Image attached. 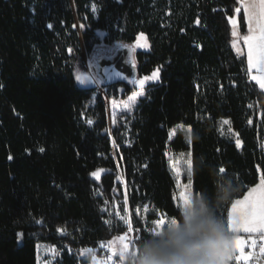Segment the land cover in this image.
Listing matches in <instances>:
<instances>
[{
	"label": "trees",
	"instance_id": "16d2710c",
	"mask_svg": "<svg viewBox=\"0 0 264 264\" xmlns=\"http://www.w3.org/2000/svg\"><path fill=\"white\" fill-rule=\"evenodd\" d=\"M237 6V0H0V264H37L38 245L56 251L54 264H90L100 243L127 234L123 222L103 212L122 199L117 168L136 246L149 233L139 209L147 206L149 222L178 213L168 151L191 154L193 195L213 191L208 166L235 177L239 192L220 209L227 220L232 203L264 175V93L231 46ZM76 20L88 54L101 44L98 31L108 47L133 46L140 34L149 42L135 58L140 77L157 79L145 86L128 128H114L111 137L103 100L86 110L94 89L75 84ZM238 22L245 34L243 13ZM108 89L119 97L135 90ZM222 120L241 148L221 133ZM177 126L189 130L190 143L182 134L169 142ZM94 172H103L98 182Z\"/></svg>",
	"mask_w": 264,
	"mask_h": 264
},
{
	"label": "rangeland",
	"instance_id": "374dc122",
	"mask_svg": "<svg viewBox=\"0 0 264 264\" xmlns=\"http://www.w3.org/2000/svg\"><path fill=\"white\" fill-rule=\"evenodd\" d=\"M237 3H238L237 9L239 8L240 11L237 12V9H236L234 16L229 19V23L231 26V37H232L231 46H232L233 51L238 57H244L246 59L247 74H248L249 80L255 85H257V87L264 93V88H262L261 84L257 83V80L253 78L259 75V73L257 72V69L255 67L249 68V64H248V56H247L248 49H247V44L244 41V37L249 35V24H248L247 16L245 15V12H244V7H243L244 0H237ZM97 10L98 9L95 6H91L90 8V12L93 14L94 18L97 17ZM240 13H243L244 18H245V24L247 28L245 34H241L240 29H239L238 16ZM233 21H235L236 23L233 24ZM83 29H84L83 26L76 20L74 30L77 32L80 38V42H81V34L83 32ZM233 32H235L236 35H233ZM97 36L100 38L101 44L95 48L92 54H88L86 50L84 49L83 43L82 42L80 43L81 64L79 63L74 66L73 76H74L75 84L77 87L94 89L90 100L86 104V110L91 109L94 106L95 100L98 97L101 98L103 102L105 103L106 114H107V119H108V133H109V136L111 137L112 131L114 128H117V127L128 128V125L126 124V122L133 117V114L140 100L145 97V92H146L145 86L153 81H156L157 76L156 75L155 76L153 75L150 77H140L139 76L137 82L133 86L135 90L126 97H119L118 95H116V93L114 95L112 94L110 95L108 93L109 89L101 87L99 81L94 75V71L92 68V61H93L92 56L94 57V61H97L99 59L98 50L104 51L108 47L103 42L104 39L106 38V34L98 31ZM133 47L135 49V52L148 51L149 42L144 35L140 34L137 36L136 42L133 45ZM141 80L145 81L143 85L140 84ZM223 121L225 120L220 121V124H219V129L221 133L224 136H227L230 139H232L235 145L238 148H241L242 147L241 141L238 139L237 135L231 129H229L230 128L229 123L224 124ZM86 124L88 126H92L93 123L89 120L87 121ZM124 134H125V145H128L129 137L126 132ZM178 134L184 135L187 139V142L190 143L189 142L190 140L189 130L182 126H177L173 130L170 131L169 142L172 141L174 137H176V135ZM237 141H239V146L237 144ZM263 143H264V140H263ZM116 149L117 148L113 146L112 156L115 159V161H116V156H115ZM188 154L189 153L176 154L170 151L166 153L168 167H169V170L172 174V177L176 185L175 202H176L177 207L179 204V201H178L179 192L182 190V188L185 185H188L189 183L191 184V175L189 176L188 171H187V160L189 159ZM173 164H175V166L180 169L179 183H178L176 172L173 170ZM102 174L103 172H99L98 178L93 175L91 176V178L95 180L96 182H98ZM117 174H118V182L121 185L120 192L122 195V199L117 200L116 198H113L112 201L108 203L107 206L103 209V212H105V214H108V216L116 218L117 220H120L121 222H123L120 219V216H124L130 219H131V216H130V210H129V205H128L127 189H126L125 181L122 177V174L119 168H117ZM246 195H244L242 198H239L237 200H243ZM231 208H232V205L229 211H231ZM125 209H127V212H125ZM117 213H119V215H117ZM148 214H149V210L147 206H143L141 209H139V211H137V216L140 219L142 225L146 226L147 231L151 232L150 229L151 227H153V222H149L147 220ZM160 217L161 216L158 215L157 220ZM123 225L128 230V226L124 222H123ZM132 231H133V228H132ZM132 231L131 232L128 231L127 234H124L122 236L125 237L126 241H131L132 247L134 248L135 245H134V239H132ZM237 235L240 237L242 241H244L242 245L243 256L240 260L232 261L231 264H264V251H262V249H264V238H261L258 233L241 232V233H238ZM254 236H258L261 239V241L263 242V246L250 247V248L246 246V239H250ZM119 237L113 238L111 240L114 242L111 246L109 245L110 241L108 243L107 242L100 243L95 252V255H93V257L91 258L90 264H102L101 257L104 255L110 256L113 260V264H120V260L118 256L114 255V252L117 251L119 248V244H120ZM36 250H37V264H54L55 263L57 259V253L53 248L49 246H45V245H38L36 247Z\"/></svg>",
	"mask_w": 264,
	"mask_h": 264
},
{
	"label": "clouds",
	"instance_id": "9594fccd",
	"mask_svg": "<svg viewBox=\"0 0 264 264\" xmlns=\"http://www.w3.org/2000/svg\"><path fill=\"white\" fill-rule=\"evenodd\" d=\"M213 191L194 194L162 228L144 235L120 264H231L235 233L220 209L239 192L231 173L208 166Z\"/></svg>",
	"mask_w": 264,
	"mask_h": 264
},
{
	"label": "snow or ice",
	"instance_id": "6c2138e0",
	"mask_svg": "<svg viewBox=\"0 0 264 264\" xmlns=\"http://www.w3.org/2000/svg\"><path fill=\"white\" fill-rule=\"evenodd\" d=\"M243 7L249 24V35L244 37L248 49L249 68L255 67L257 69L259 75L253 78L264 88V0H244ZM239 11L240 9L238 8L237 12ZM235 23L233 21V24ZM233 35H236V33L233 32ZM153 75L155 76V73ZM144 82V80H141L140 84L143 85ZM223 123L228 124L229 121L225 120ZM237 144L239 146V141H237ZM188 155L187 171L190 176L192 161L190 158L191 154L189 153ZM173 170L176 172L179 183L180 169L173 164ZM220 171L223 172L224 169L221 168ZM92 175L97 178L99 177L98 172H94ZM192 196L191 184L189 183L179 192L178 207L182 208L189 202ZM125 212H127V209H125ZM168 218L166 214H161L158 220L153 221V227H151L150 231L156 232L160 230ZM120 219L128 226V231L131 232V219L124 216H120ZM227 224L229 230L235 233L234 254L231 257L232 262L240 260L243 256L242 245L244 241L240 239L237 235L238 233H258L261 238H264V175L261 176L260 183L252 188L243 200H236L232 203L231 211L227 215ZM119 241V248L114 252V255L118 256L121 261L126 253L132 251L133 247L131 241H126L124 236L119 237ZM113 243V241H110L109 245L111 246ZM253 243L255 242L253 241Z\"/></svg>",
	"mask_w": 264,
	"mask_h": 264
},
{
	"label": "water",
	"instance_id": "95a60500",
	"mask_svg": "<svg viewBox=\"0 0 264 264\" xmlns=\"http://www.w3.org/2000/svg\"><path fill=\"white\" fill-rule=\"evenodd\" d=\"M98 54L97 61H94L92 56V68L102 88L135 85L139 78V70L132 45L114 43L104 51L98 50ZM90 254L91 252H88V255Z\"/></svg>",
	"mask_w": 264,
	"mask_h": 264
},
{
	"label": "built area",
	"instance_id": "2783aa9c",
	"mask_svg": "<svg viewBox=\"0 0 264 264\" xmlns=\"http://www.w3.org/2000/svg\"><path fill=\"white\" fill-rule=\"evenodd\" d=\"M253 241L255 243H253ZM246 246L247 247H261L263 246V242L261 241V239L258 236H254L250 239H246ZM101 263L102 264H113V260L110 256L108 255H104L101 257Z\"/></svg>",
	"mask_w": 264,
	"mask_h": 264
},
{
	"label": "crops",
	"instance_id": "0c3cea01",
	"mask_svg": "<svg viewBox=\"0 0 264 264\" xmlns=\"http://www.w3.org/2000/svg\"><path fill=\"white\" fill-rule=\"evenodd\" d=\"M260 178H261V177H260ZM259 183H260V179H259V182H258V184H259ZM258 184H257V185H258ZM257 185H256V186H257ZM256 186H254V187H256ZM254 187H253V188H254ZM251 189H252V188H250V189L247 191V193H246V194H248V193H249V191H250ZM246 194H245V195H246Z\"/></svg>",
	"mask_w": 264,
	"mask_h": 264
}]
</instances>
